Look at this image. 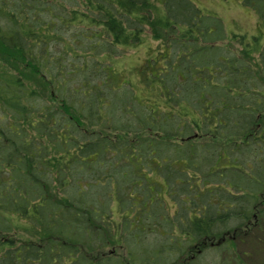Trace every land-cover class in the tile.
<instances>
[{
    "label": "trees",
    "instance_id": "1",
    "mask_svg": "<svg viewBox=\"0 0 264 264\" xmlns=\"http://www.w3.org/2000/svg\"><path fill=\"white\" fill-rule=\"evenodd\" d=\"M242 1L264 26V0ZM207 16L0 0V264H247L238 245L264 248V43ZM147 32L144 68H118Z\"/></svg>",
    "mask_w": 264,
    "mask_h": 264
},
{
    "label": "rangeland",
    "instance_id": "2",
    "mask_svg": "<svg viewBox=\"0 0 264 264\" xmlns=\"http://www.w3.org/2000/svg\"><path fill=\"white\" fill-rule=\"evenodd\" d=\"M195 4L203 14L210 15L208 19L213 20L212 17L218 16L222 21L225 28V32L228 35L235 34L237 37L244 36L246 39H252V37L260 38V44L264 43V26L262 25L261 17H259L258 11L247 9L241 6L242 0H190ZM155 3V2H154ZM156 11L154 12L157 17L162 16V7L158 4L155 5ZM231 37V36H229ZM240 38V37H239ZM230 40L216 42L219 46H226ZM159 43L153 40L147 32L143 37L142 45L136 49L127 50L124 55H120L116 58V66L118 68L132 70L135 73V69L144 68L149 58H152V54L155 53ZM231 48L235 51H239L242 47L237 44H230ZM262 236V235H261ZM255 240V239H254ZM247 241L243 245H238L235 250L246 251L251 255L246 259L247 264H264V248H257L260 245L253 241ZM115 254L124 257V253L119 249L115 250ZM241 259H244L240 257ZM245 260V259H244ZM243 262V261H242Z\"/></svg>",
    "mask_w": 264,
    "mask_h": 264
}]
</instances>
